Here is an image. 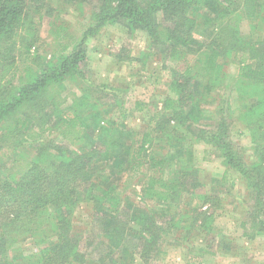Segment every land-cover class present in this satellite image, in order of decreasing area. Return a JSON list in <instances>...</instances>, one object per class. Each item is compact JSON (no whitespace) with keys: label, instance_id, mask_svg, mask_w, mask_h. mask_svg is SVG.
I'll return each mask as SVG.
<instances>
[{"label":"trees","instance_id":"obj_1","mask_svg":"<svg viewBox=\"0 0 264 264\" xmlns=\"http://www.w3.org/2000/svg\"><path fill=\"white\" fill-rule=\"evenodd\" d=\"M61 1L76 6L86 0ZM97 3L83 40L47 56L39 50L38 27L52 16L50 2L0 0V264H89L87 243L73 225L82 203L92 205L103 225L106 251L97 264L115 257L118 248L122 256L148 261L153 254H164L161 245L169 240L176 247L196 233L212 234L224 201L201 183L193 152L199 142L211 148L206 154L222 157L223 180L233 171L246 182L253 204L242 223L244 237L264 236V0ZM243 21H258L262 35L257 40L244 36ZM115 24L143 32L151 47L160 48L167 60L177 64L170 69L173 95L162 105L154 132L141 134L132 146L124 142L128 135L117 137L121 131L112 118L100 119L99 105L89 92L61 89L67 78L88 80L83 71L88 61L86 41ZM191 53L195 57L190 60ZM182 64L185 68L179 69ZM230 64L238 67L236 75L225 70ZM223 79L232 84L223 85ZM220 90L224 95L236 93L235 102L220 101V95L217 102H210ZM213 104L214 110L204 108ZM242 119L254 147L252 164L245 162L232 140V128ZM191 121L216 125L198 129L191 138ZM103 122L106 126L100 130L109 137L104 149L98 141L86 146L83 137ZM31 130L35 136L28 135ZM55 133L61 134L62 142L51 139ZM29 138L36 145L31 158L25 157ZM108 146L114 148L112 153L118 148L129 151L128 157L113 155L118 175L127 166L129 176L142 178L144 196L156 199L164 209L137 216V229L121 211L117 187L107 186L110 181L105 177L101 182L94 178L95 161ZM28 240L38 249L24 250L21 244Z\"/></svg>","mask_w":264,"mask_h":264},{"label":"rangeland","instance_id":"obj_2","mask_svg":"<svg viewBox=\"0 0 264 264\" xmlns=\"http://www.w3.org/2000/svg\"><path fill=\"white\" fill-rule=\"evenodd\" d=\"M48 1L53 13L38 27L39 50L43 55L52 56L59 53L64 45L67 44L72 49L83 40L92 25V15L97 10L98 3L97 0H86L83 4L69 6L61 0ZM256 25L257 28H254ZM241 30L244 36L255 40L262 35L258 21H243ZM85 47L88 61L83 71L86 72L88 80L67 78L61 89L69 92L81 93V90L89 92L99 105L97 111L101 113L100 119L112 118L110 121H115L116 128H120L121 131L117 137L128 135L124 142L132 146L141 134L154 132L162 105L173 95L170 88V69L177 64L167 60L160 48L151 47L149 39L143 32L129 31L123 24L101 29L87 39ZM119 56L131 60L121 61L117 58ZM193 57L195 55L191 53L189 59ZM184 68V64L179 65V69ZM225 70L230 75L238 73V67L231 64ZM222 84L231 85L232 80L223 79ZM52 91L54 89H51ZM221 91L219 94L214 93L209 101L216 99L217 102L220 95V101L224 99L232 104L235 102L236 93L228 92L224 95ZM214 104L205 105L204 108L209 107L210 110H214ZM89 121L88 123L91 124L90 117ZM210 122L212 121L198 123L191 121L188 126L191 127V132H194L191 138H195L198 129L210 130L215 127V122L213 124ZM244 124L243 119L235 123L232 128V140L236 149L241 153L243 151L245 162L252 164L255 160L254 147ZM105 126L104 122L97 127L93 125L89 134L83 137L84 144L89 146L87 144L89 142H101L102 151L103 142L108 141L109 138L107 133L100 130ZM56 127L55 131H57ZM126 130L132 133H127ZM35 133L36 131L31 130L28 135L35 136ZM153 136H157L156 133ZM51 139L63 141L60 133L53 134ZM33 142L34 139L29 138V145L32 147L27 145L29 154L25 157H33V148H35L33 146H36ZM113 149L108 146L98 155L99 160L96 159L93 170L94 178L101 182L100 180L105 177V181H110L107 186L113 184L117 187L122 202L121 211L130 219V226L137 229L139 228L136 222L137 216L142 217L144 213H156L164 209L158 205L156 199L144 196L145 186L142 178L136 179L131 176L132 174L129 176L127 166L125 172L118 175L119 167L113 155L123 153L128 157L129 151L118 148L112 153ZM209 149L211 148L207 149L202 142H199L194 146L193 152L201 172L200 179L204 190L221 194L224 201L223 213L220 214L221 210L217 212L215 231L210 235L196 233L189 241L178 243L176 247L173 242L170 244L171 240H169L161 245V251L165 253L153 254L148 261H136L131 256H122L120 253L122 250L118 248L115 250L116 256L105 260L103 264H264V236L249 241L243 235L242 223L248 220V210L253 204V197H250L246 190V182L239 175L232 174L223 180L222 157L213 152L206 154ZM154 151L160 152L161 149L154 147ZM164 153H167V150H164ZM101 184L106 186L104 183ZM73 225L78 236L84 238L87 243L88 249L84 252L90 261L89 264L99 263V259L105 257L106 239L102 235L103 225H100L95 218L92 205L80 204L74 213ZM21 245L27 251L38 249L32 240Z\"/></svg>","mask_w":264,"mask_h":264},{"label":"crops","instance_id":"obj_3","mask_svg":"<svg viewBox=\"0 0 264 264\" xmlns=\"http://www.w3.org/2000/svg\"><path fill=\"white\" fill-rule=\"evenodd\" d=\"M226 68H227V67H226ZM240 100H242V99H240ZM242 102H244V100H242ZM202 143H203V142H202ZM203 144H204V145L206 146V148L208 149L209 146H208L207 144H205V143H203ZM225 171H226V167L224 166V171H223V173H221V174H222V175H221V178H223V175L225 174ZM231 174H232V175H239V174H237L236 172H233V171L230 172V175H231ZM228 178H229V177H228ZM240 178H241V177H240ZM242 179H243V178H242ZM243 180H244V179H243ZM221 213H223V210L220 211V214H221ZM215 225L217 226L216 223H215ZM242 236H243V235H242ZM257 238H258V237H257ZM257 238H256V239H257ZM256 239H254V240H256ZM247 240H248V239H247ZM249 241H252V240H249Z\"/></svg>","mask_w":264,"mask_h":264}]
</instances>
